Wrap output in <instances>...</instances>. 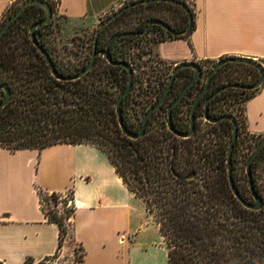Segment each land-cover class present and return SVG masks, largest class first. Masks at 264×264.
Listing matches in <instances>:
<instances>
[{
	"label": "trees",
	"instance_id": "obj_1",
	"mask_svg": "<svg viewBox=\"0 0 264 264\" xmlns=\"http://www.w3.org/2000/svg\"><path fill=\"white\" fill-rule=\"evenodd\" d=\"M174 1L183 3L187 10L170 2L154 1L125 9L108 22L96 41L99 54L94 65L83 76L71 80L57 79L48 60L33 45L30 28L45 18L46 11L38 4L27 6L0 38V85H6L10 94L5 106L0 108V147L11 151H41L58 143L93 145L106 154L117 175L143 201L158 225L167 250V264H264V190L258 185L256 174L258 161L264 156V145L250 165L254 192L263 201L261 209L252 210L235 197L228 179L231 121L224 119L210 123L203 118L204 104L211 94L227 84L255 83L259 78L258 69L236 62L223 65L213 75L208 90L196 106L195 130L189 138L178 137L167 128V110L193 77L191 68L177 72L167 96L148 118L140 137L129 138L120 129L116 103L128 86L129 73L122 65L109 64L102 53L107 52L114 62L126 63L132 70V86L121 101L120 114L127 131L136 134L145 114L166 89L175 68H169L154 56V45L188 38L194 29L193 7L187 0ZM15 2L3 13L0 28L23 1L18 5ZM46 2L54 15L56 2ZM190 19L191 27L182 35H174L160 25H151L139 34L151 20L162 21L179 32L186 28ZM51 24L52 20L37 27L35 39L48 54L57 75L73 77L89 64L98 27L90 44V56L69 57L60 55L58 47L46 36ZM142 41H146L149 48L142 47ZM145 58L157 60L155 65L162 66L166 72L163 79L135 72V66L140 69ZM215 63H197L202 78L193 83L172 108L173 128L177 132L189 130L192 106ZM225 68L232 74L231 78L222 81ZM135 85L139 93L143 92L149 98L148 108L140 116L130 112L128 107ZM259 88H228L208 105L211 118L223 115L235 118L237 139L231 157L232 179L240 198L248 204L255 202L246 173L249 153L264 136L252 135L245 130L244 103ZM4 97L1 88L0 103ZM229 99L239 103L240 114L236 109L235 114L222 110L223 102ZM243 131L246 133L241 136ZM248 138L251 140L245 142ZM241 145L248 151L242 157L239 155ZM39 194L45 217L59 230L55 257L72 233L68 219L72 218L75 209L66 206L68 199L63 198V194L42 191ZM68 197L73 200L72 193ZM60 204L61 213L58 210ZM81 254L76 252V258H81Z\"/></svg>",
	"mask_w": 264,
	"mask_h": 264
},
{
	"label": "crops",
	"instance_id": "obj_2",
	"mask_svg": "<svg viewBox=\"0 0 264 264\" xmlns=\"http://www.w3.org/2000/svg\"><path fill=\"white\" fill-rule=\"evenodd\" d=\"M15 1L0 0V21ZM53 1L72 33L129 0ZM187 2L194 9L193 31L155 44L154 56L173 68L225 57L249 58L264 68V0ZM244 114L245 130L264 136V81L245 101ZM40 191L73 195L72 233L62 247H72L73 264H158L163 254L167 259L158 225L106 154L90 144L58 143L41 151L0 147V264H39L56 254L59 230L41 209ZM121 235L132 238L121 244Z\"/></svg>",
	"mask_w": 264,
	"mask_h": 264
},
{
	"label": "water",
	"instance_id": "obj_3",
	"mask_svg": "<svg viewBox=\"0 0 264 264\" xmlns=\"http://www.w3.org/2000/svg\"><path fill=\"white\" fill-rule=\"evenodd\" d=\"M154 1H165V2H170L179 6H183V8L185 10H187V7L185 5H183V3L178 2V1H174V0H137L135 2H132L130 4L124 5L121 8H119V10L115 11L112 15L108 16L104 21L99 23V26L96 30L95 33V37H94V48H93V52H92V56L90 59L89 64L82 70V72L78 73L77 75L70 77V78H62L59 75H57V73L55 72V69L51 63V60L48 56V54L39 46V44L37 43L36 39H35V35H34V31L37 27L41 26V25H45L47 23H49V21L52 18V11L51 8L49 6V4L45 1V0H25L24 2H22V4L18 7V9L15 11V13L10 16L5 23L3 24V26L0 28V38L3 36V34L5 33V31L8 29V27L11 25V23L27 8V6L32 5V4H38L41 7H43L46 11V16L45 18L40 21V22H36L35 24H33L30 28V33H31V41L33 43V45L39 50V52H41V54L43 56H45V58L48 60L49 64L51 65V70L53 75L59 79V80H71V79H77L81 76H83L86 72H88L92 66L94 65V62L96 60V57L98 56V52L96 51V41L98 38V35L101 31V29L111 20H113L115 17H117L120 13H122L125 9H128L130 7H134L138 4H145V3H149V2H154ZM191 23H192V19L189 20L188 25L186 26V28L182 31H174L172 30L167 24H165L162 21L159 20H151L148 22V25L146 27V29L143 32H140L139 34H143L145 31H147V29L151 26V25H160L163 28L169 30L171 33H173L174 35H182L185 34L191 27ZM103 56L106 58V60L108 61L109 64L112 65H122L124 66L129 73V81H128V86L126 87V89L123 91V93L119 96L117 103H116V111H117V115H118V123L120 126L121 131L128 136L129 138L132 139H137L138 137H140L142 135V133L144 132L146 123L148 118L150 117V115L159 108V106L162 104L163 100L165 99V97L167 96L171 85L174 81L175 75L177 74V72L182 69V68H191L194 71L193 77L190 79V81L183 87L182 91L180 92V94L178 95V97L169 105L168 110H167V128L176 136L181 137V138H189L190 136L193 135L194 133V124H195V109L197 104L199 103L200 99L202 98V96L206 93V91L209 88V84L211 82V79L213 77V75L226 63H231V62H236V63H243L246 65H250L255 67L256 69L259 70V78L258 80L250 85H242V84H227L224 85L222 87H220L218 90H216L213 94H211L207 99L206 102L204 104V113H203V118L204 120H206L207 122L210 123H217L221 120L227 119L230 120L232 125H233V133H232V139L231 142L229 144V148H228V158H227V165H228V179H229V183H230V187L231 190L233 192V194L235 195L236 198H238L240 200V202L243 204V206L252 209V210H259L262 208L263 206V201L262 199L254 192L253 189V183H252V177L250 174V165L252 163V161L254 160V158L256 157V155L260 152L261 148L264 145V139H262L257 146L255 147L253 153L251 154L248 162H247V167H246V173H247V177H248V183H249V189L250 192L254 198V203L253 204H248L246 202H244L236 188L232 179V167H231V157H232V151H233V145L234 142L237 139V123L235 121V118H233L232 116L229 115H223L220 116L218 118H211L208 116V105L209 102L216 97L219 93H221L222 91L228 89V88H240V89H246V90H254L257 89L258 87H260L264 81V68L261 64H259L258 62L249 59V58H242V57H227V58H223L218 60L211 68V70L208 72V74L206 75V79H205V85L203 86L201 92L199 93V95L197 96L192 109H191V114H190V128L187 132H177L174 128H173V123H172V108L184 97L186 91L188 90V88L195 83L196 81L200 80L203 76L201 67L196 63V62H182L179 63L178 65L175 66V68L172 71L169 83L166 87V89L164 90L163 94L161 95V97L157 100V102L147 111V113L144 116L143 119V124L141 126V129L138 133L136 134H132L129 133L127 131V129L125 128L124 124H123V120L121 118V114H120V104L122 99L124 98V96L130 91L131 86H132V82H133V73L132 70L130 68L129 65H127L126 63H122V62H114L110 55L107 52H103L102 53ZM4 89L5 92V97L2 100V102L0 103V108L4 107L5 104L7 103L8 99H9V90L7 88L6 85H0V89Z\"/></svg>",
	"mask_w": 264,
	"mask_h": 264
},
{
	"label": "rangeland",
	"instance_id": "obj_4",
	"mask_svg": "<svg viewBox=\"0 0 264 264\" xmlns=\"http://www.w3.org/2000/svg\"><path fill=\"white\" fill-rule=\"evenodd\" d=\"M24 2L25 0H18L15 2V4L18 5L19 2ZM46 1V0H45ZM131 0L125 2L124 4H129ZM123 4V5H124ZM122 5V6H123ZM121 6V7H122ZM57 7V6H56ZM115 11H112L108 14H105L99 18L96 24H94L92 27L87 29H77L74 32H68L66 29L67 25V19L60 15L57 12L52 15V24L51 28L48 30L47 37L53 41V43L58 47V51L61 54H65L69 57H78V56H85L88 54L90 56L91 54V47L90 44L92 42V38L94 35V31L98 27L99 23L105 20L108 16H110ZM167 14V13H164ZM166 17L167 15H163ZM149 44V43H148ZM141 46L144 48H149V45H147L146 41H142ZM157 60L155 58H145L140 63L141 67L138 69V66H135V72L137 74L144 73L145 75L149 77H159V79L164 78V74L166 72L163 71L162 66H156ZM170 68V67H169ZM212 68V66L210 67ZM209 68V69H210ZM172 70V69H171ZM169 70V71H171ZM231 72H228V69L225 68L222 73V81L227 80L228 78H231ZM166 75V74H165ZM235 75L233 74L234 78ZM141 92V91H140ZM148 96L144 95V93L138 92V86L135 85V89L132 94V98L128 104V107L130 109V112H136L137 115H142L143 110L148 108L147 102H148ZM239 103L232 102L230 99L225 100L222 104V110L226 111L227 113H234L237 111L238 114L241 113V110H239ZM236 109V111H235ZM144 116V115H143ZM201 120V119H200ZM243 120V119H242ZM203 125V124H202ZM246 132L243 131L241 136L244 135ZM251 139L248 138L245 140V142H249ZM254 149L249 153L250 155L253 153ZM248 152L247 147L240 146V152L239 155L242 157L244 153ZM249 155V157H250ZM257 174V181L258 185L264 190V156L260 158L257 164L256 169ZM72 244V240L69 241ZM67 248H61L58 252V254L55 257H51L47 260H44L40 262L39 264H73L72 262V247H69V244H66ZM75 245V244H72ZM64 246V244H63ZM163 250L164 246L162 247ZM77 249V248H76ZM75 248H73V251ZM158 264H167V259L165 258L164 254L160 256V259L158 258Z\"/></svg>",
	"mask_w": 264,
	"mask_h": 264
},
{
	"label": "built area",
	"instance_id": "obj_5",
	"mask_svg": "<svg viewBox=\"0 0 264 264\" xmlns=\"http://www.w3.org/2000/svg\"><path fill=\"white\" fill-rule=\"evenodd\" d=\"M68 194L71 195V192L69 191V192L63 194V198L68 199V202H67V205L66 206L67 207H73L75 209L76 206H75L74 200H72L71 198H69L68 197ZM58 210L61 213V211H62V205L61 204L58 206ZM71 221H72V218L70 217L68 219V223L71 224ZM131 238H132L131 235H121L119 239H120V242L122 244V243H125V242H129L131 240Z\"/></svg>",
	"mask_w": 264,
	"mask_h": 264
}]
</instances>
